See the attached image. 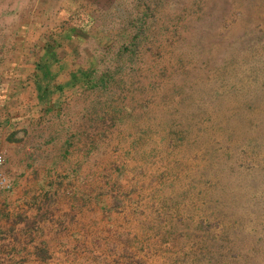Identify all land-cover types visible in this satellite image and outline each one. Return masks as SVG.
<instances>
[{
    "label": "rangeland",
    "instance_id": "1",
    "mask_svg": "<svg viewBox=\"0 0 264 264\" xmlns=\"http://www.w3.org/2000/svg\"><path fill=\"white\" fill-rule=\"evenodd\" d=\"M0 155V264H264V0H0Z\"/></svg>",
    "mask_w": 264,
    "mask_h": 264
},
{
    "label": "built area",
    "instance_id": "2",
    "mask_svg": "<svg viewBox=\"0 0 264 264\" xmlns=\"http://www.w3.org/2000/svg\"><path fill=\"white\" fill-rule=\"evenodd\" d=\"M2 163H3V157L0 155V166L2 165ZM9 187H10L9 182L5 179L4 176H1V172H0V188L7 189Z\"/></svg>",
    "mask_w": 264,
    "mask_h": 264
},
{
    "label": "crops",
    "instance_id": "3",
    "mask_svg": "<svg viewBox=\"0 0 264 264\" xmlns=\"http://www.w3.org/2000/svg\"><path fill=\"white\" fill-rule=\"evenodd\" d=\"M25 175H26V173H25L23 176H25ZM23 176L19 177V180H18L19 183L22 182L21 178L23 179ZM6 203H9V202H6ZM11 204H12L13 206L16 205V204L13 202V200H12ZM8 207H9V204H8Z\"/></svg>",
    "mask_w": 264,
    "mask_h": 264
}]
</instances>
